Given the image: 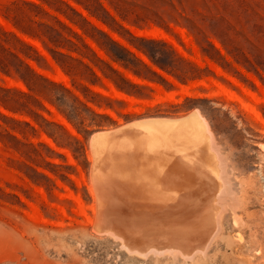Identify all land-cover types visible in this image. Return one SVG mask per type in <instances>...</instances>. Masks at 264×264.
<instances>
[{
    "label": "rangeland",
    "instance_id": "rangeland-1",
    "mask_svg": "<svg viewBox=\"0 0 264 264\" xmlns=\"http://www.w3.org/2000/svg\"><path fill=\"white\" fill-rule=\"evenodd\" d=\"M24 1L0 0V24L7 31L16 32L35 50L22 45L15 49L6 44L7 49L31 56L28 63L32 68L49 80L64 85L98 115L80 104H77L80 116L67 107H61L57 101L61 98V89L45 79L26 72L25 78L31 85L29 88L20 78L0 72L2 87L28 93V96H23L19 92H0L8 100L7 107L0 104V112L17 120L8 123L15 138L5 135L6 149L11 155L2 154L10 160V165L2 162L0 165L21 177L20 170L25 167L18 158L30 164L24 154L29 152L36 156L32 144L43 154V160L37 157L36 161V167L43 171V179L38 177L43 181V187L31 183L30 188L26 187L18 177L0 169V218L14 225L23 237L28 235L25 228L37 249V253L32 251L24 240L0 224V264L264 263V247L261 248L264 246V121H261L264 120V0H62L91 25L59 0ZM117 22L136 36L165 41L167 44L155 45L134 42L150 47L156 60L166 69L154 64L134 47ZM92 25L129 48L161 78L147 73L141 66L138 70L154 77L155 81L139 78L114 62L107 50L120 56H125L124 53L111 45ZM22 29L32 35L23 33ZM0 56L6 63L12 60L10 52L2 51ZM102 61L110 63L135 83L149 88H134L120 82L132 92L129 94L105 77L102 78L104 85L87 83L84 78H92L93 74L86 65L98 76H105V73L119 81L118 75ZM81 83L105 97L88 95L99 105L87 102ZM121 94L129 99L119 97ZM231 94L233 97L237 95L238 99L230 97ZM247 103L254 108V113L244 108ZM21 104H28L46 121L40 117H37L38 122L35 121ZM192 111L201 113L214 132L217 146L223 155L226 154L223 157L232 161L228 169L232 168L230 177L235 178L232 182L239 190L237 195L234 189L231 225L239 226V230L229 229L223 235L225 240L220 239L207 255L194 260H178L177 263L170 258L130 256L113 238L93 230L95 197L91 176L94 153L90 139L96 132L137 120L181 118ZM23 122H29L36 131ZM0 123L3 124L1 118ZM59 125L82 144L69 137ZM0 132L4 134L2 130ZM240 227L244 228L240 230ZM237 233H243L240 241L236 239ZM6 241H11L14 247H6Z\"/></svg>",
    "mask_w": 264,
    "mask_h": 264
},
{
    "label": "bare ground",
    "instance_id": "bare-ground-1",
    "mask_svg": "<svg viewBox=\"0 0 264 264\" xmlns=\"http://www.w3.org/2000/svg\"><path fill=\"white\" fill-rule=\"evenodd\" d=\"M118 96L129 99L122 94ZM244 108L254 113L248 103ZM208 124L200 112L192 111L181 118L141 119L94 133L90 139L94 153L93 230L113 238L130 256L170 258L174 262L207 255L220 239L225 240L224 233L236 230L239 226L231 225L236 189L229 172L232 168L228 169L232 161L223 157L226 154L217 146ZM241 235L237 233L236 239L240 241Z\"/></svg>",
    "mask_w": 264,
    "mask_h": 264
},
{
    "label": "trees",
    "instance_id": "trees-1",
    "mask_svg": "<svg viewBox=\"0 0 264 264\" xmlns=\"http://www.w3.org/2000/svg\"><path fill=\"white\" fill-rule=\"evenodd\" d=\"M23 2H25L24 0H22ZM60 2L64 3L65 5H67L72 11H74L78 16H80L87 24H90V22L83 17L80 13H78L72 6H70V4H68L67 2H64L62 0H59ZM36 5V4H34ZM105 12L109 15L110 18H112L114 20V22H116V20L114 19V17H112L110 15V13L108 11L105 10ZM49 15V14H48ZM118 23V22H117ZM119 24V23H118ZM91 25V24H90ZM110 25V24H108ZM93 26V25H92ZM111 29H113L114 31L118 32L120 35H123L124 37H126V35L129 36V38H127L129 40V42L136 47L139 51L143 52L144 54H146L151 61L158 65L159 67H161L162 69H166L165 66H162V64H160L156 58H155V54L154 51L146 46V45H138L136 44L134 41H140L143 43H148L151 45H155V44H159V43H164L167 44L165 41L163 40H158V39H154V38H148V37H143V36H136L134 35L130 30H128L127 28H125L124 26H122L121 24H119V27L124 30L126 32V35L122 34V32H120L117 29L112 28V26H110ZM93 28L95 29V31H97L99 34H101L105 39H107V41L113 45L116 49L120 50L122 53H124L125 56H120L118 54H116L114 51L112 50H107V52L109 53V56L111 57V59L114 62L119 63L121 66H123L124 68L132 71L135 75H137L139 78L145 79V80H149V81H155V78L152 76H149L148 74H143V72H141L140 70H138V67L141 66L144 68V70L147 73H152L157 75L158 77L159 74H157L153 68L151 66H149L148 64H146L142 59H140L134 52H132L129 48L125 47L124 45H122L120 42L116 41L110 34H108L107 32L100 30L99 28L93 26ZM23 33L25 34H29L32 35L30 32L26 31V30H21ZM72 31V30H71ZM73 32V31H72ZM75 33V32H74ZM76 36H78L81 39V36L76 34ZM131 39V40H130ZM6 44H9L11 47L15 48L18 45H22V46H26L30 49H34V47L32 45H30L27 41H25L24 39H22L16 32L13 31H7L1 24H0V52L2 51H7L10 52V56L12 58L11 62H4L0 56V72L4 73L5 75L11 76L13 78H20L22 81H24L26 83V85L31 88V85L27 82L26 78H25V73H29L33 76H36L38 78L41 79H45L46 81L50 82L52 85L54 86H58L61 89V98H58V103L61 107H66L69 108L73 113H75L76 116H80L81 113L78 110V105L80 104L82 106H85L88 110L92 111L93 113H95L96 115H98L94 109L90 106H88V104L84 101H82L80 99V97H78L77 95H75L73 92H71L68 88H66L64 85L62 84H58L56 82H53L51 80H49L48 78L44 77L43 75L39 74L34 68H32L30 66V64L28 63V59L32 58L31 56H29L28 54H24L21 55L20 53L16 52V51H12L11 48L7 49ZM35 50V49H34ZM53 51L56 54H59L61 56H65L63 53H60L58 51H54V50H50ZM37 52V51H36ZM38 53V52H37ZM104 62V64H106L108 66V68L110 69L111 72L115 73L116 75H118L119 81L115 80L112 78V76H107L105 73V76H98L95 71L88 65L87 68L92 72L93 76L92 78H87L85 77V81L91 85H104L102 82V78L105 77L107 79H110L118 89H120L121 91H125L129 94H132V92H130L129 90H127L124 86H122V84H120V82L125 83L126 85L130 86V87H134V88H149L147 85H143V84H138L135 83L134 81H132L128 76H126L124 73L120 72L118 69L114 68L110 63ZM60 63V62H59ZM161 78V77H160ZM83 88L82 93L84 94L85 98L87 99V102H93L96 105H99L97 102H95L94 100H92L88 95L89 94H94L100 97H104L102 94L95 92L94 90H92L88 85L85 84H80ZM0 92L9 94L12 92H19L20 94H22L23 96H28V93L23 92L19 89L16 88H5L2 87L0 85ZM134 95V94H133ZM105 98V97H104ZM108 99V98H107ZM7 98L2 96V94H0V104L3 105L4 107H7ZM21 107H23L22 109H27V113L29 115H31V117H33L35 119V121L38 122V118L40 117L42 120L44 119L42 115L37 114V112H35L32 108H30V106L28 104H21ZM43 107V106H42ZM20 111V110H17ZM63 113L64 110H61ZM79 111V112H78ZM0 118L3 122L0 123V130H2L4 132V134H2L0 132V162L4 163L5 165H10V160H6V158H4L2 156L3 153H7L8 155H11L10 151H8L6 149V143H5V135L7 136H12V134L10 133V130L8 128V123L9 121H16L14 118L8 117L6 115H4L3 113L0 112ZM69 119H71L68 116ZM45 120V119H44ZM46 121V120H45ZM82 122L84 123V118L82 120ZM27 125H29L30 127H32L34 130L35 128L33 126H31V124L29 122H23ZM61 129H63L66 134H68L69 137L75 139L78 143L82 144V142L72 136L63 126L59 125ZM36 131V130H35ZM14 137V136H12ZM15 138V137H14ZM3 144V145H2ZM43 145V144H41ZM35 152L37 154H35L36 156H34V154H31L29 152L24 154V158H26L28 161H30L31 163L28 164L26 162V160H24L23 158H18L20 163H22L25 167V169H21V173L23 176L19 177L17 175H14L12 172H10L9 170L5 169L3 166L0 165V169H5L9 174L18 177L22 182L23 185L26 187H31V184H34L35 186H39V187H43V181L40 180L39 178L43 179V171H40L38 169V167H36L37 164V157L42 158L43 160V154L40 153L36 146L34 144H32ZM84 148V146H83ZM37 161V162H36ZM32 164H35L32 165ZM39 177V178H38ZM0 179L2 180V177L0 175ZM29 180V181H28ZM31 183V184H30ZM9 185V184H7ZM10 186V185H9ZM33 193H35L32 190ZM39 197L40 195L37 194ZM43 203V201H42ZM31 223V222H29ZM0 224H3L4 226H6L12 233H14L15 235H17L20 239L24 240L29 248L37 253V249L35 248L34 244L30 241V237L31 234L25 229L23 228L26 232H27V237H23L22 233L20 231H18L14 225L6 222L4 219L0 218ZM6 243V247H14L13 243L10 242H5Z\"/></svg>",
    "mask_w": 264,
    "mask_h": 264
}]
</instances>
